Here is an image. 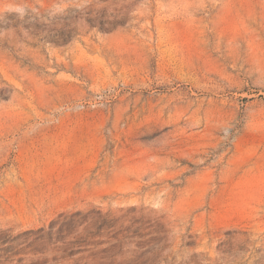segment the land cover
I'll list each match as a JSON object with an SVG mask.
<instances>
[{"label": "rangeland", "instance_id": "obj_1", "mask_svg": "<svg viewBox=\"0 0 264 264\" xmlns=\"http://www.w3.org/2000/svg\"><path fill=\"white\" fill-rule=\"evenodd\" d=\"M0 264H264V0H0Z\"/></svg>", "mask_w": 264, "mask_h": 264}, {"label": "clouds", "instance_id": "obj_2", "mask_svg": "<svg viewBox=\"0 0 264 264\" xmlns=\"http://www.w3.org/2000/svg\"><path fill=\"white\" fill-rule=\"evenodd\" d=\"M17 11H19V10L17 9Z\"/></svg>", "mask_w": 264, "mask_h": 264}]
</instances>
